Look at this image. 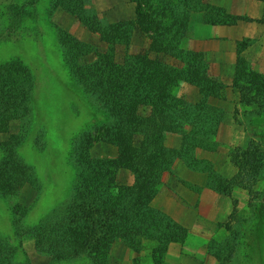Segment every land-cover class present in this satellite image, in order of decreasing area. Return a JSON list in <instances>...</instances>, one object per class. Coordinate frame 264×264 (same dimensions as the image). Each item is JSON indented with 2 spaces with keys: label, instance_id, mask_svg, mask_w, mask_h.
Returning a JSON list of instances; mask_svg holds the SVG:
<instances>
[{
  "label": "rangeland",
  "instance_id": "rangeland-1",
  "mask_svg": "<svg viewBox=\"0 0 264 264\" xmlns=\"http://www.w3.org/2000/svg\"><path fill=\"white\" fill-rule=\"evenodd\" d=\"M248 1L255 5L250 15L228 12L244 10ZM139 2L154 22L158 20L154 13L164 8L176 13L190 10L179 48L184 54H198L209 77L221 84L222 98L206 100L217 110L210 117L216 119L215 134L204 138L199 130L202 134L196 140L200 145L209 138V146L196 148L167 166L151 201V207L158 210L152 205L159 201H155L161 195L157 197L158 192L164 194L165 187L173 188L175 181L185 183L183 169L200 173L202 185L196 190L203 189L204 196L195 206L198 215H189L187 228L177 222L187 236L183 243L168 245L161 264H264V165L252 197L243 189H232L237 200L234 214L230 198L219 192L220 180H229L236 173L229 158L233 149L253 142L264 162V93L260 85L251 88L253 77L247 88L248 97L254 95V100L246 104L233 84L241 70L264 77V0H185L188 8L183 0H0V236L12 248L8 264H155L152 251L156 242L149 236H140L134 247L116 239L98 260L84 253L77 259L55 261L37 248L36 234L31 232L39 222L53 218L71 197L75 171L69 154L74 138L93 160L122 162L117 159L119 140L112 136L117 118L104 109L96 110L97 96L83 89L77 78L89 72L79 75L76 67L113 53L116 63L145 54L150 61L186 69L176 58L152 51L151 39L137 26L128 46L103 40L109 39V26L135 20ZM171 19H164L162 33L178 26ZM225 26H236L233 31L240 39L231 42ZM16 67L26 68L34 80L28 115L17 103L18 90L26 87V80L16 75ZM16 77L21 80L17 85L11 79ZM173 93L191 104L201 101L198 88L184 82ZM231 117L233 126L227 124ZM188 129L184 130L188 133ZM160 134L164 148H181V134ZM134 137L133 146L139 150L142 138ZM206 170L213 173L212 180ZM133 179L125 167L115 171L117 185L130 186ZM12 220L18 221V228Z\"/></svg>",
  "mask_w": 264,
  "mask_h": 264
},
{
  "label": "trees",
  "instance_id": "trees-1",
  "mask_svg": "<svg viewBox=\"0 0 264 264\" xmlns=\"http://www.w3.org/2000/svg\"><path fill=\"white\" fill-rule=\"evenodd\" d=\"M183 1L184 7L188 8L189 5ZM189 12L182 10L176 13L164 8L160 13H154L158 17L154 22L150 13L142 11L139 2L134 21L109 26V39H103L101 35V39L107 43L128 46L137 26L141 32L148 34L152 51L185 63V70L170 67L157 60L150 61L145 54L127 56L122 62L116 63L113 53L111 57L99 55L98 60L83 65L82 68L76 67L79 75L89 72L88 76L77 78L83 89H89L97 96L96 110L104 109L117 118L118 123L112 136H117L119 140L117 146L120 154L117 159L122 162L95 161L76 138L72 140L69 163L74 166L75 173L71 197L59 211L54 212L56 214L53 218L39 222L36 229L31 230L36 234L37 248L48 253L53 260L77 259L84 253L92 254L98 260L103 251H107L108 244L116 239L134 247L140 236H149L156 242L152 251L155 264H161V257L169 244L184 242L186 229L151 207V201L167 166L176 159L187 157L186 154L194 152L196 148L209 146V138L203 139L200 145L196 141L199 134L204 133V138L215 134L213 126L216 119L210 117L217 110L207 105L206 100L209 97L222 98L221 84L209 77L201 57L196 53L184 54L179 48ZM169 16L173 22L177 21L178 26L173 31L169 30L167 33L164 30L162 33L163 21ZM232 19L238 20L236 17ZM15 72L26 80V87L18 90L17 103L24 114L26 112L28 115L27 104L34 91V80L26 68L16 67ZM235 76L237 81L233 84L239 91L241 102L249 104L254 100V95L248 97L250 89L247 88L253 77L255 84H251V88L260 85L261 93H264V77L243 70ZM18 78L11 79L16 84L21 81ZM238 81H242L244 85H239ZM180 82L198 88L200 103L191 104L174 95V88ZM257 93L260 94L259 89ZM195 121H199V124L195 125ZM186 128H189L188 133L192 137L184 130ZM161 132L181 134V148L177 151L164 148ZM134 135L142 138L139 150L133 146ZM229 158L236 173L229 180H220L219 192L230 198L234 214L237 200L231 195L232 189H243L252 197L264 162L260 149L253 142H248L244 148L233 149ZM119 167L131 171L134 176L132 185L116 184L115 171ZM24 168L28 170L27 167ZM206 172L207 177L212 180L213 173ZM12 223L18 228V221L12 220ZM11 253V246L0 236V264H8Z\"/></svg>",
  "mask_w": 264,
  "mask_h": 264
},
{
  "label": "crops",
  "instance_id": "crops-1",
  "mask_svg": "<svg viewBox=\"0 0 264 264\" xmlns=\"http://www.w3.org/2000/svg\"><path fill=\"white\" fill-rule=\"evenodd\" d=\"M254 4L250 1H248L247 3V7L244 10H241L240 12H237L235 10L229 9V13L233 14V15H250L251 12L254 9ZM226 30L222 28V32H224L225 30V36L228 35V32L231 33V36L228 38L231 42H235L237 40L240 39L239 36H236L235 32L233 31V29L236 31L237 27L236 26H225ZM242 29H244L245 27L242 26ZM209 31H213L214 33L218 32V30H214V28H209ZM235 35V36H234ZM245 36H248L246 34H244ZM242 34V36H244ZM241 36V35H240ZM229 121L227 122V124L233 126L234 122H233V118H229ZM184 171V175L185 177L184 182L185 183H181L178 181L173 182L172 187L173 188H166L165 187V192L164 194H162L161 190L158 192L157 197L159 200L157 202L153 201L152 205H155V207L160 210L162 213L168 215L169 217H171L174 221L180 223L182 226H185L187 228V221L189 220V215L193 212L194 214L198 215V211L199 209H195V206L197 205V201L199 199H202L204 196V191L202 190H196V188L202 185V177H199L200 173L195 172V171H191L189 169V171H185L186 169H183ZM192 187H194V190L192 189ZM176 189L175 192H173L172 190ZM162 198V199H161ZM200 207V204L198 205ZM172 245V244H171Z\"/></svg>",
  "mask_w": 264,
  "mask_h": 264
}]
</instances>
